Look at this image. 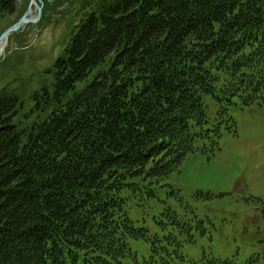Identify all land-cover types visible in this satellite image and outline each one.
<instances>
[{
	"label": "trees",
	"instance_id": "16d2710c",
	"mask_svg": "<svg viewBox=\"0 0 264 264\" xmlns=\"http://www.w3.org/2000/svg\"><path fill=\"white\" fill-rule=\"evenodd\" d=\"M86 8L36 81L0 90V264H188L205 221L168 180L264 106V0Z\"/></svg>",
	"mask_w": 264,
	"mask_h": 264
},
{
	"label": "rangeland",
	"instance_id": "374dc122",
	"mask_svg": "<svg viewBox=\"0 0 264 264\" xmlns=\"http://www.w3.org/2000/svg\"><path fill=\"white\" fill-rule=\"evenodd\" d=\"M59 1L65 2L51 3L54 9L50 10L45 0H15L12 12L0 15L1 35L28 9L33 21L37 7L43 14L38 24L27 23L9 38L0 58V90L12 91L29 77L36 81L66 45L83 2L94 6L97 0ZM232 117L235 125L230 133L223 132L219 150L212 155L200 151L188 155L168 182L180 190L209 229L207 238L199 239L200 250L210 248L217 259H223L222 264H264V106L236 109ZM197 192L212 198L191 200ZM146 226L159 232L160 238L164 235L150 219ZM172 237L177 239L175 233ZM185 253L195 256L187 248Z\"/></svg>",
	"mask_w": 264,
	"mask_h": 264
},
{
	"label": "water",
	"instance_id": "95a60500",
	"mask_svg": "<svg viewBox=\"0 0 264 264\" xmlns=\"http://www.w3.org/2000/svg\"><path fill=\"white\" fill-rule=\"evenodd\" d=\"M37 10H38V14H37V19H38L40 17V8L37 7ZM27 15H28V11L14 26L8 28L6 31H4L0 35V55H1V52L3 50L2 46H1L2 42L4 40H6L10 34L17 32L25 23L31 22V20L29 18H27ZM88 16H89V11H86V12L81 14L82 19H87Z\"/></svg>",
	"mask_w": 264,
	"mask_h": 264
},
{
	"label": "bare ground",
	"instance_id": "6f19581e",
	"mask_svg": "<svg viewBox=\"0 0 264 264\" xmlns=\"http://www.w3.org/2000/svg\"><path fill=\"white\" fill-rule=\"evenodd\" d=\"M1 46H2L3 49H4V47H5V41L2 42Z\"/></svg>",
	"mask_w": 264,
	"mask_h": 264
}]
</instances>
